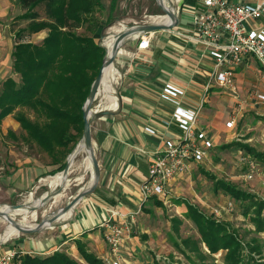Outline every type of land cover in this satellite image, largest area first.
<instances>
[{
  "label": "rangeland",
  "instance_id": "rangeland-1",
  "mask_svg": "<svg viewBox=\"0 0 264 264\" xmlns=\"http://www.w3.org/2000/svg\"><path fill=\"white\" fill-rule=\"evenodd\" d=\"M103 2L105 7L98 13L103 29L94 35L103 46H105L104 40L112 33L114 26L124 24L130 27L136 24H147L151 23V17L165 14L157 0H118L115 11L112 13V19L107 22L112 0H103ZM183 3L184 0L173 3V9L179 16ZM20 9L23 13L24 10L21 6ZM36 10L41 18L47 17L44 6H40ZM28 23L27 19L16 18L13 23L14 31L17 32ZM78 31L90 34L84 28ZM47 34L48 29L35 34H26L25 41L41 43ZM167 35L168 32L164 30L144 34V36L151 37L153 47L162 46ZM132 41V39L126 40L122 48H128L127 44ZM114 66L118 68L116 63ZM241 70L243 72L238 75V88L236 87L235 90L226 88L224 92L214 94L212 117L208 118L212 126L206 127L214 135V147L209 151L208 156L201 162L193 164L185 175L169 186L167 200L163 207L157 206L153 198H150L142 206L134 204L128 208L125 207L127 212L132 213L135 217L132 221H128L131 217L125 218L126 242L116 257L121 264H148L155 259H158L161 264L169 262L202 264V261L226 264L225 251L211 254L208 247L201 242V235L196 224L188 217V210L184 203L186 200L195 204L207 215L230 222L241 233L245 241L258 238L264 247V233H258L255 230V225L243 214L244 210L241 204L223 192H215L213 189L214 178L206 174L209 172L264 198V159L254 156L257 166L255 171L251 172L243 158L247 153L242 148L237 145L225 147L228 143L239 141L249 143L259 152L264 153V103L258 97L259 93L264 92V68L259 61L251 59L243 64L237 72ZM11 76L21 82L20 74L13 71ZM2 83H0V90ZM118 85L119 82L115 85L117 89ZM107 100V93L101 87L98 97L93 103L94 112L91 117L92 134L96 140V153L102 170H105L106 166L102 163L103 156L97 138L106 128L107 124L104 119L110 117L112 115L110 113L113 112L108 108ZM19 112L35 120L44 119V116L35 107H25ZM233 120L235 123L230 126L229 122ZM26 135L27 132L17 121L16 114L9 115L0 123V205L22 204L27 202L31 195L35 199H40L53 189L48 184V179L53 176L49 173L56 167L52 163V157L43 152L35 143L29 142ZM83 159L84 155L80 154L77 162L81 163ZM79 173L81 174L82 171L76 170L72 173L70 171L66 188L60 195L51 199L36 212H29L26 217L14 216L16 220L23 221V224L26 225L35 226L45 215L65 206L84 187V179L81 182L75 180V176H78ZM90 195L76 206L74 214L70 218L54 221L39 232H19L9 240L0 242V251L4 246L12 247L11 250H16V252L25 249L39 255L59 250L87 264L79 254L74 239L71 238L74 234L67 236L64 229L76 219L78 212L84 209L86 203L90 201L89 199L94 201V196ZM229 202H233V205L230 206ZM216 210L219 212L217 213ZM6 224L7 222L0 217V234L4 232ZM99 228L100 231L94 236L95 230H99ZM101 228L103 227H90L84 234L74 232L77 234L74 236L82 237L86 247L109 264V258L114 255L106 253L108 249L110 252V247L107 243L106 232ZM96 235L98 236L96 237ZM19 240H22L23 248L16 243ZM185 240H188L189 243H185ZM256 257L259 258L261 255L257 254Z\"/></svg>",
  "mask_w": 264,
  "mask_h": 264
},
{
  "label": "trees",
  "instance_id": "trees-1",
  "mask_svg": "<svg viewBox=\"0 0 264 264\" xmlns=\"http://www.w3.org/2000/svg\"><path fill=\"white\" fill-rule=\"evenodd\" d=\"M117 3L118 0H112L107 22L112 19ZM20 6L24 12L16 18L29 20L27 26L15 33L13 70L20 74L21 82L12 76L3 81L0 123L9 115L16 114L17 121L27 132L26 139L52 157L56 167L49 174L55 175L65 169L67 157L83 137L84 104L107 52L106 47L94 37L103 29L98 13L105 4L103 0H20ZM40 6L45 7L46 18H41L36 10ZM82 28L90 34L78 31ZM46 29L48 34L41 43L25 41L26 34ZM25 107H35L44 119L35 120L19 112ZM233 145L242 148L247 153L244 156L264 159V153L249 143L233 141L225 147ZM206 174L214 178L215 192H223L240 203L243 214L255 225V230L264 233V198L209 172ZM151 198L157 206H164L159 198ZM184 203L188 217L198 228L201 242L211 254L225 251L226 264H264V247L258 238L245 241L230 222L207 215L190 201ZM184 242L189 243L188 240ZM74 243L86 263L106 264L86 247L82 237L76 238ZM257 254L261 257L257 258ZM12 264L84 263L56 250L45 255L19 251ZM148 264L161 262L155 259ZM202 264L216 263L202 261Z\"/></svg>",
  "mask_w": 264,
  "mask_h": 264
},
{
  "label": "crops",
  "instance_id": "crops-1",
  "mask_svg": "<svg viewBox=\"0 0 264 264\" xmlns=\"http://www.w3.org/2000/svg\"><path fill=\"white\" fill-rule=\"evenodd\" d=\"M184 1L180 9V25L172 30H164L168 35L162 46L153 47L152 39L148 37L150 45L141 48L140 41L137 38L132 39L127 44L128 48H122L116 58L118 68L115 67L119 74L114 88L115 95L120 94L116 95L118 105L115 108L108 107L113 110L110 113L112 115L104 119L106 128L97 138L103 156L102 163L106 167L105 170L101 168L100 184L90 195L94 196V201L89 199L84 209L78 212L76 219L66 226L64 230L67 236L84 234L90 227H103L100 224L109 217L110 209L118 208L127 213L129 206H142L147 202L143 203L140 188L149 175L152 157L164 147L167 139L182 135V130L173 116L175 106L162 98L166 85L173 84L186 89V94L181 97L182 106L185 108L197 109L201 99L205 98L198 117V127L205 130L214 142L213 133L206 129L208 125L212 126L208 118L212 117L214 94L230 88L214 82L215 60L203 44L190 37L195 34L192 18L201 9L200 0ZM20 13V0H0V83L14 71L16 32L13 23ZM251 23L264 26V19ZM241 72L243 70L236 74L237 88L238 75ZM118 82L117 89L115 85ZM107 102L111 106L112 103L108 100ZM166 121H170V124L165 125ZM147 127L155 129L156 134L149 133ZM93 139L95 145L94 136ZM129 220L132 221L133 218ZM101 229L105 230L104 227ZM99 231L100 228L95 230L94 236ZM74 235L71 238L75 240ZM125 242L126 236L121 247ZM16 243L23 248L22 240ZM11 249L12 247L4 246L0 257ZM21 252L32 253L25 249ZM106 253H110L109 249Z\"/></svg>",
  "mask_w": 264,
  "mask_h": 264
},
{
  "label": "built area",
  "instance_id": "built-area-1",
  "mask_svg": "<svg viewBox=\"0 0 264 264\" xmlns=\"http://www.w3.org/2000/svg\"><path fill=\"white\" fill-rule=\"evenodd\" d=\"M201 9L192 18L195 34L190 36L200 42L215 60L214 82L235 90L236 74L243 64L249 60H257L264 67V26H257L252 21L264 19V0H200ZM140 47L150 45V39L141 35L137 38ZM186 89L168 84L164 87L162 98L175 106L174 118L182 130V135L169 138L164 147L157 151L150 162L149 175L141 184L142 201L145 203L151 197L167 200V191L171 183L189 171L193 164L199 163L214 147V142L207 132L198 127V117L204 106L202 99L197 109L182 106L181 97ZM264 102V93L258 94ZM166 121L165 125H169ZM235 121H230L233 126ZM147 131L156 134V130L147 127ZM249 170L254 172L256 161L250 156H244ZM232 206L233 202H229ZM111 213L100 225L106 230V239L110 247L109 264H121L116 259L125 237V218L134 215L125 213L118 208L110 209ZM218 213L219 211L216 210ZM18 252L9 250L0 258V264H12ZM108 264V263H106Z\"/></svg>",
  "mask_w": 264,
  "mask_h": 264
},
{
  "label": "water",
  "instance_id": "water-1",
  "mask_svg": "<svg viewBox=\"0 0 264 264\" xmlns=\"http://www.w3.org/2000/svg\"><path fill=\"white\" fill-rule=\"evenodd\" d=\"M159 3V2H158ZM160 7L163 9L165 13H167L170 17V21L167 23H147V24H136L134 26L128 27L126 30L119 33L116 37V41L113 45L112 52L110 53L107 49L106 56L104 58L102 67L100 69L99 75L95 79L90 94L84 104V132L83 137L80 140V142L77 144V146L74 148V150L71 152V154L68 156V161L65 169L61 172L64 173V175L67 177L70 174V165H69V158L70 156L76 151L78 146L81 144L83 148H85L90 153L91 162L94 170L93 175V182L88 187H82L79 192L63 207H60L59 209L51 212L50 214H47L43 217V219L40 221V223L36 224L35 226H30L23 224L22 221L16 220L15 217H13L8 211L2 210L0 208V217L7 219L12 223V225L17 228L22 233H33V232H39L43 230L45 227L51 225L54 221L59 220L63 215L68 213L70 210L75 209L76 206L88 195L92 194L101 181V165L99 162V159L96 154V149L94 145V139L92 134V115H93V103L98 97V94L100 92L102 83H103V77H104V71L107 67L111 65H115L116 58L118 54L120 53L122 49V45L124 42L134 34L136 37H140L141 35L159 31V30H172L174 28H177L180 25V16L175 12L174 9L169 10L166 9L163 5L159 3ZM56 175V174H55ZM83 174H80L78 176H75V180L78 182H81L83 180L82 177ZM67 181L61 184L59 187L52 189L50 192H47L40 198V202L38 204H29V203H22V204H13L11 205L13 209H20L25 208L29 212H36L40 207L47 204L51 199L57 197L60 195L63 190L66 188ZM23 215V217L28 216Z\"/></svg>",
  "mask_w": 264,
  "mask_h": 264
},
{
  "label": "bare ground",
  "instance_id": "bare-ground-1",
  "mask_svg": "<svg viewBox=\"0 0 264 264\" xmlns=\"http://www.w3.org/2000/svg\"><path fill=\"white\" fill-rule=\"evenodd\" d=\"M161 5H163L166 9L172 10L173 9V3L178 2L180 0H157ZM170 21V17L167 13L161 16L151 17V23H167ZM128 26L124 24H119L118 26H114L112 28V33L104 40V44L107 47L108 51L111 53L113 49V45L116 41V37L119 33L126 30ZM136 39V35H132L130 39ZM119 74V71L116 69L114 65H111L107 67L104 71V77H103V83L102 87L104 88L105 92L107 93L108 101L111 104L112 107L115 108L118 105L117 102V96L115 95V88H114V82L117 78V75ZM80 154L84 155V159L81 163L77 162V158ZM69 165H70V171L71 173L76 170H81L84 176L83 186L88 187L93 182V175L94 170L91 162V157L89 151H87L83 146L80 144L76 151L70 156L69 158ZM88 179V180H87ZM67 181V177L64 175L63 172L57 173L55 176H51L48 179V184L53 188L59 187L61 184ZM85 182V183H84ZM40 202V199H35L32 195L30 196V199L27 202L29 204H38ZM0 208L2 210L8 211L13 217L16 215H27L28 211L25 208L20 209H13L10 204H2L0 205ZM74 214V209L70 210L68 213L63 215L60 219H67L70 218ZM4 219V218H3ZM25 219V218H24ZM7 224L4 232L0 234V242H4L9 240L12 236L18 234L20 231L15 228L10 221L7 219H4ZM23 223V221H22Z\"/></svg>",
  "mask_w": 264,
  "mask_h": 264
}]
</instances>
